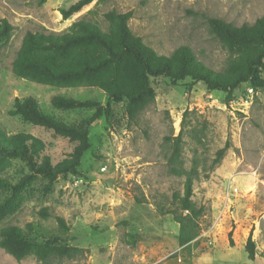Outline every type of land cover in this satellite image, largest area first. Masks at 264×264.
I'll return each mask as SVG.
<instances>
[{
    "label": "rangeland",
    "instance_id": "374dc122",
    "mask_svg": "<svg viewBox=\"0 0 264 264\" xmlns=\"http://www.w3.org/2000/svg\"><path fill=\"white\" fill-rule=\"evenodd\" d=\"M78 1L0 0V20L12 25L0 45V139L2 132L25 131L44 142L52 165L73 158L83 143L80 136L8 114L15 97L30 96L40 111L85 132L88 144L76 172L54 178L0 154V264H264V70L259 65H254L257 75L229 95L190 77H150L154 99L134 118L125 98L114 102L75 76L56 86L11 71L27 32L60 34L79 21L108 32L114 28L105 16L110 11L130 12L131 34L156 54L172 56L185 45L213 72L229 66L245 70L256 50L218 35L209 19L253 24L264 13V0H82L64 19L60 9ZM76 51L100 53L91 42L55 56ZM53 96L93 104L65 109L51 103ZM188 180L192 201L204 210L197 236L179 245L178 223L166 211ZM248 237L253 259L245 251ZM60 246L78 250L57 258L50 251ZM41 247L44 259L37 254Z\"/></svg>",
    "mask_w": 264,
    "mask_h": 264
},
{
    "label": "trees",
    "instance_id": "16d2710c",
    "mask_svg": "<svg viewBox=\"0 0 264 264\" xmlns=\"http://www.w3.org/2000/svg\"><path fill=\"white\" fill-rule=\"evenodd\" d=\"M36 1L39 5L45 2V0ZM82 4L83 1L80 0L66 10L60 9L62 17L67 19ZM105 16L114 23V28L111 27L108 32L85 21L74 23L69 31L60 34L27 32L12 61V73L29 81L56 86L64 84L66 79L75 76L81 84L95 85L103 89L108 98L114 102L125 98L128 116L134 118L154 99V91L149 84L150 77L167 76L172 79L190 77L202 81L208 90L217 89L229 95L242 83L257 75L258 69L254 65H259L264 70V13L256 18L253 24L243 23L240 26L209 19L211 27L218 35L256 50L254 59L246 65L245 70L229 66L221 73L213 72L204 64L197 62L185 45L177 47L172 56L156 54L141 41L140 37L131 34L127 25L130 12L110 11ZM11 30L12 25L6 19H1L0 45ZM91 42L99 48V54L76 51L64 58L55 56L56 53L64 52L73 46ZM48 56L50 57L47 58ZM51 103L65 109L82 108L93 104L89 100L78 101L61 96L51 97ZM8 114L60 133L78 135L83 143L75 149L73 158L62 159L52 165L50 157L44 154L45 144L39 137L25 131L10 134L2 132L0 154L19 158L31 172L40 173L48 178L76 172L81 156L88 148L85 132H80L77 128L57 121L40 111L37 101L30 96L15 97ZM222 151L223 148L218 154ZM173 199L176 202L175 206L167 209L166 212L172 213L178 223L176 237L178 244L185 245L197 236L198 218L204 209L202 206H196L192 201L189 180L186 182L184 193L182 195L175 193ZM56 220L61 226L63 225L61 217H56ZM43 247L41 252L37 253L40 259L45 257L42 254ZM77 250L74 247L60 246L50 252L61 258L74 256ZM245 251L249 259L254 258V243L250 237L247 239Z\"/></svg>",
    "mask_w": 264,
    "mask_h": 264
}]
</instances>
